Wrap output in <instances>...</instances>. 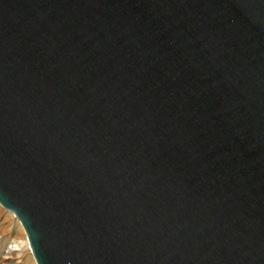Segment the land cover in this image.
Instances as JSON below:
<instances>
[{"label": "water", "instance_id": "1", "mask_svg": "<svg viewBox=\"0 0 264 264\" xmlns=\"http://www.w3.org/2000/svg\"><path fill=\"white\" fill-rule=\"evenodd\" d=\"M0 204L36 264H264V0H0Z\"/></svg>", "mask_w": 264, "mask_h": 264}, {"label": "rangeland", "instance_id": "2", "mask_svg": "<svg viewBox=\"0 0 264 264\" xmlns=\"http://www.w3.org/2000/svg\"><path fill=\"white\" fill-rule=\"evenodd\" d=\"M18 218L0 204V264H36Z\"/></svg>", "mask_w": 264, "mask_h": 264}, {"label": "bare ground", "instance_id": "3", "mask_svg": "<svg viewBox=\"0 0 264 264\" xmlns=\"http://www.w3.org/2000/svg\"><path fill=\"white\" fill-rule=\"evenodd\" d=\"M11 211V210H10ZM12 212V211H11ZM13 213V212H12ZM15 215V214H14ZM19 220V219H18ZM20 221V220H19ZM21 223V222H20ZM27 239V238H26ZM27 244H28V248H29V250L31 251V248H30V246H29V243H28V241H27ZM32 252V251H31ZM34 257V256H33ZM36 262V261H35Z\"/></svg>", "mask_w": 264, "mask_h": 264}]
</instances>
